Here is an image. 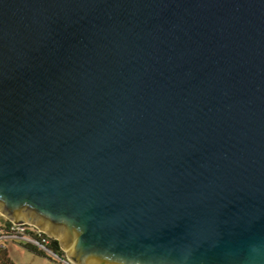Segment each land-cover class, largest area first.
Segmentation results:
<instances>
[{
  "label": "water",
  "instance_id": "1",
  "mask_svg": "<svg viewBox=\"0 0 264 264\" xmlns=\"http://www.w3.org/2000/svg\"><path fill=\"white\" fill-rule=\"evenodd\" d=\"M0 215L72 264H264V0H0Z\"/></svg>",
  "mask_w": 264,
  "mask_h": 264
},
{
  "label": "built area",
  "instance_id": "2",
  "mask_svg": "<svg viewBox=\"0 0 264 264\" xmlns=\"http://www.w3.org/2000/svg\"><path fill=\"white\" fill-rule=\"evenodd\" d=\"M40 234L46 236L40 231L37 233V228L34 225L29 223L13 224L11 220L0 215V264H7L5 253L11 244L28 245L44 252L47 257L59 264H72L67 261L65 254L59 256L45 248L44 244H47L48 240L41 237ZM33 235H37L38 239Z\"/></svg>",
  "mask_w": 264,
  "mask_h": 264
},
{
  "label": "rangeland",
  "instance_id": "3",
  "mask_svg": "<svg viewBox=\"0 0 264 264\" xmlns=\"http://www.w3.org/2000/svg\"><path fill=\"white\" fill-rule=\"evenodd\" d=\"M63 252L66 254V251ZM8 253L11 255L15 264H52L48 260H42L34 256L17 244L9 245Z\"/></svg>",
  "mask_w": 264,
  "mask_h": 264
},
{
  "label": "trees",
  "instance_id": "4",
  "mask_svg": "<svg viewBox=\"0 0 264 264\" xmlns=\"http://www.w3.org/2000/svg\"><path fill=\"white\" fill-rule=\"evenodd\" d=\"M35 238L37 237V235H33ZM41 237L43 238H47L48 243L44 244L45 248L51 250L53 253L59 255V256H64V252L63 250L60 248V245L58 243L57 240L52 239V238H48L45 235L40 234ZM38 239V237H37ZM23 249H25L26 251H28L29 253H32L34 256L36 257H42V258H46L54 263H57L56 261L52 260L51 258L47 257L46 254L34 247L28 246V245H20ZM7 264H12L7 258H6Z\"/></svg>",
  "mask_w": 264,
  "mask_h": 264
},
{
  "label": "crops",
  "instance_id": "5",
  "mask_svg": "<svg viewBox=\"0 0 264 264\" xmlns=\"http://www.w3.org/2000/svg\"><path fill=\"white\" fill-rule=\"evenodd\" d=\"M31 254H32V253H31ZM5 256H6V258H7L12 264H15L14 261L12 260L11 255L8 253V247H7V250H6ZM38 258H40V259H42V260H48V259H46V258H42V257H38ZM48 261H49L50 263H52V264H57V263H54V262H52V261H50V260H48Z\"/></svg>",
  "mask_w": 264,
  "mask_h": 264
}]
</instances>
